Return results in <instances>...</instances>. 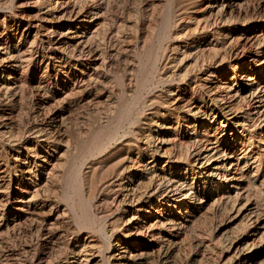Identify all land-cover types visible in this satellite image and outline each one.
<instances>
[{
	"label": "bare ground",
	"instance_id": "obj_1",
	"mask_svg": "<svg viewBox=\"0 0 264 264\" xmlns=\"http://www.w3.org/2000/svg\"><path fill=\"white\" fill-rule=\"evenodd\" d=\"M0 264H264V0H0Z\"/></svg>",
	"mask_w": 264,
	"mask_h": 264
},
{
	"label": "rangeland",
	"instance_id": "obj_2",
	"mask_svg": "<svg viewBox=\"0 0 264 264\" xmlns=\"http://www.w3.org/2000/svg\"><path fill=\"white\" fill-rule=\"evenodd\" d=\"M37 7L36 6H29V7H20V8H17V12H23V10L25 11V10H27V11H30L32 14H31V16L33 17H35V14L34 13H37V9H36ZM257 23V22H256Z\"/></svg>",
	"mask_w": 264,
	"mask_h": 264
}]
</instances>
